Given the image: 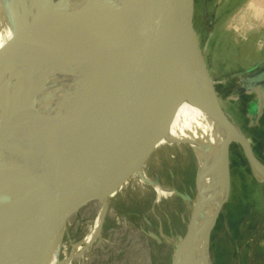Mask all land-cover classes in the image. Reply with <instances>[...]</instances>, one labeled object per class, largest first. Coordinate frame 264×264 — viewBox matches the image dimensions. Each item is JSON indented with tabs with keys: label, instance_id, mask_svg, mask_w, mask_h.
I'll use <instances>...</instances> for the list:
<instances>
[{
	"label": "water",
	"instance_id": "95a60500",
	"mask_svg": "<svg viewBox=\"0 0 264 264\" xmlns=\"http://www.w3.org/2000/svg\"><path fill=\"white\" fill-rule=\"evenodd\" d=\"M33 1L38 7L32 26L0 59V102H4L0 115V163L16 152L20 155L17 164H39L23 169L26 171L0 167V264H50L52 255L62 246L70 215L95 190L102 191L104 220L109 191L122 185L121 174L113 177L109 190L94 184L71 202L63 213L56 239L38 229V218L49 191L59 185V171L97 146L127 117L152 76L167 61L172 40L178 34L194 39L195 61L207 88L213 119L225 138L228 181L233 142L241 143L255 175L264 181V164L220 103L193 23L194 0H190L187 28L181 24L183 0H117L114 7L94 14H89L84 4L71 0ZM60 17L86 27L71 30L60 47L49 41L47 46L39 44L37 29L47 30L50 22ZM48 51L57 53L50 60V67L26 76L24 87L16 85L20 78L16 70L19 56ZM78 74L79 90L64 97L63 84L66 80L77 81ZM11 89L15 93L9 97ZM42 100L56 101L48 110L41 111ZM21 136L28 141H20ZM52 142L60 144L51 149L48 145ZM36 146V161L27 160ZM150 156L143 159V167ZM17 175L23 181L14 188L8 187V177ZM197 189L198 202L187 232V237L193 236L195 241L193 258L195 227L205 201L203 173L200 177L197 174ZM226 201L219 205L209 228L208 248L212 229ZM173 264H178L177 250Z\"/></svg>",
	"mask_w": 264,
	"mask_h": 264
},
{
	"label": "bare ground",
	"instance_id": "6f19581e",
	"mask_svg": "<svg viewBox=\"0 0 264 264\" xmlns=\"http://www.w3.org/2000/svg\"><path fill=\"white\" fill-rule=\"evenodd\" d=\"M71 1L84 4L89 14L107 10L117 4V0ZM189 6L190 0H183L181 24L185 28L189 25ZM37 7L33 0H0V59L16 43L17 39L30 29ZM23 12L27 16L22 14ZM85 27L86 25L60 17L51 21L47 30L38 27L36 29L39 44L47 46V43L51 42L54 47H60L66 42L64 36L71 30L78 31ZM172 41L167 61L152 76L145 93L127 117L110 130L97 146L59 171V185L51 187L38 218V229L41 234L56 239L67 206L91 185L102 184L106 190H109V182L120 174L123 187L139 179L151 183L161 194L162 188L146 177L142 163L143 159L152 152L155 153V160L158 161L159 147L163 142L168 141L173 145H187L193 150L199 177L203 173L205 189V201L195 227V257L193 258L194 238L193 236L185 237L176 242L178 264H212L208 248L209 228L219 205L228 199L231 189V180L228 181L229 175L226 170L227 161L223 152L224 135L222 137V132L213 119L207 88L195 61L194 39L178 34ZM56 54L51 51L21 54L16 64V70H19L20 74L18 81L22 76L23 78L31 77L43 69L46 70L50 67V60ZM89 72L90 70L86 73ZM77 78L81 76L78 74L76 77L79 81ZM77 81L66 80L63 84L66 90L64 97L79 90L78 85L81 80ZM25 85L26 82L23 80L22 87ZM13 90L11 89L9 97L14 95ZM55 101L42 100L40 110H48ZM3 104L4 102L1 101L0 115L3 112ZM18 139L22 142L28 141V138L24 136ZM55 142L60 141L55 140ZM55 142L48 145L49 148L54 149L60 144H55ZM37 147L27 160L36 161V153L39 151ZM99 153L100 158H96ZM19 160L20 155L15 152L10 158L2 161L0 167H18L21 171H26L23 169L33 168L39 164L31 161H28L29 164H17ZM21 178V175L8 177L7 186L14 188L20 185L23 181ZM224 186L225 193L222 197ZM116 196L117 191L110 190L109 202ZM197 202L198 195L195 197L191 216L195 212ZM104 212L103 210L96 217L95 222L82 239L71 244V251L65 257H61V246L52 255L50 264H73L75 257L85 260L86 251L96 239L102 237ZM16 264H22V262Z\"/></svg>",
	"mask_w": 264,
	"mask_h": 264
},
{
	"label": "rangeland",
	"instance_id": "374dc122",
	"mask_svg": "<svg viewBox=\"0 0 264 264\" xmlns=\"http://www.w3.org/2000/svg\"><path fill=\"white\" fill-rule=\"evenodd\" d=\"M243 1L194 0L193 23L207 67L215 79L229 72L230 63L222 44L210 41V23L216 15L232 14L228 19L232 20L244 6ZM235 50L236 47L232 48V52ZM23 80L22 76L16 85L22 87ZM215 86L220 90L225 108L237 117L238 102L229 101L221 82ZM159 149L158 161L152 153L144 168L146 177L160 185L162 193L139 179L127 187L118 185L116 198L108 203L102 237L86 251L85 260L75 257L73 264H173L176 242L187 237L198 195V165L193 150L187 145L166 141ZM96 156L100 158V153ZM229 158L230 194L212 229L209 257L212 264H264V184L253 175L241 143L231 144ZM101 193V190L92 192L70 215L61 257L71 251L72 243L86 235L103 211ZM224 193L225 187L222 197Z\"/></svg>",
	"mask_w": 264,
	"mask_h": 264
},
{
	"label": "crops",
	"instance_id": "0c3cea01",
	"mask_svg": "<svg viewBox=\"0 0 264 264\" xmlns=\"http://www.w3.org/2000/svg\"><path fill=\"white\" fill-rule=\"evenodd\" d=\"M243 5L232 20H228L232 14L216 15L210 23V41L225 48L230 70L220 79H215L209 71L215 84H223L222 90L228 94L229 101L238 102L237 118L225 108L216 87L223 109L246 135L254 154L264 164V0H244ZM234 47L236 50L232 52ZM253 175L256 176L254 172ZM257 180L264 184L258 177Z\"/></svg>",
	"mask_w": 264,
	"mask_h": 264
}]
</instances>
